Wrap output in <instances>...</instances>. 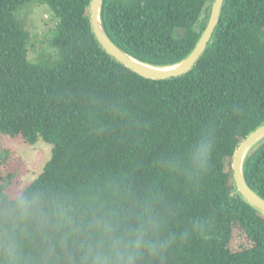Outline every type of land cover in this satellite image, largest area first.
Returning a JSON list of instances; mask_svg holds the SVG:
<instances>
[{"label":"trees","instance_id":"16d2710c","mask_svg":"<svg viewBox=\"0 0 264 264\" xmlns=\"http://www.w3.org/2000/svg\"><path fill=\"white\" fill-rule=\"evenodd\" d=\"M35 1L58 22L49 38L55 54L32 61L16 13ZM90 2L0 0V133L53 145L30 184L19 188L14 163L0 179V264L13 238L22 264H79L75 229L108 214L132 224L145 208L168 246L140 264H264V213L237 191L232 171L237 147L264 123V0H225L197 63L165 79L137 73L102 47ZM212 2L103 0L101 20L125 52L167 66L195 47ZM204 137L213 151L193 172L190 150ZM243 172L264 198V137ZM21 197H39L42 208L13 222Z\"/></svg>","mask_w":264,"mask_h":264},{"label":"clouds","instance_id":"9594fccd","mask_svg":"<svg viewBox=\"0 0 264 264\" xmlns=\"http://www.w3.org/2000/svg\"><path fill=\"white\" fill-rule=\"evenodd\" d=\"M213 145L208 137L195 142L190 150V165L193 172L203 171L212 154ZM39 197H21L15 205L16 219H27L41 210ZM160 228L159 218L150 208L135 216V222L125 224L115 215L93 216L83 229H75L73 235L79 239V264H140L145 256L159 257L168 242L156 237ZM89 234L92 239H89ZM8 264H22V253L15 239H10L4 248Z\"/></svg>","mask_w":264,"mask_h":264},{"label":"water","instance_id":"95a60500","mask_svg":"<svg viewBox=\"0 0 264 264\" xmlns=\"http://www.w3.org/2000/svg\"><path fill=\"white\" fill-rule=\"evenodd\" d=\"M224 1L225 0H213L206 26L195 47L178 63L167 65L173 66L172 68H162L167 66L153 65L141 61L125 52L108 35L102 24L101 6L103 0H91L89 10L93 32L102 47L111 56L143 76L153 79H165L182 75L192 69L197 63L201 55L205 52L209 42L212 40L215 28L220 21ZM263 137L264 123L259 125L245 137L237 147L232 160L233 180L237 191L262 213H264V198L247 182L243 172V164L249 150Z\"/></svg>","mask_w":264,"mask_h":264},{"label":"rangeland","instance_id":"374dc122","mask_svg":"<svg viewBox=\"0 0 264 264\" xmlns=\"http://www.w3.org/2000/svg\"><path fill=\"white\" fill-rule=\"evenodd\" d=\"M16 14L25 22L30 32L29 58L34 61L41 54L54 55L55 49L50 45L49 38L58 18L51 8L35 1L18 10ZM52 148L53 145L43 139L29 144L21 135L12 137L0 133V179L7 174L10 164L21 166L19 188L22 189L41 173L51 158Z\"/></svg>","mask_w":264,"mask_h":264},{"label":"bare ground","instance_id":"6f19581e","mask_svg":"<svg viewBox=\"0 0 264 264\" xmlns=\"http://www.w3.org/2000/svg\"><path fill=\"white\" fill-rule=\"evenodd\" d=\"M173 66H167V67H162V68H172Z\"/></svg>","mask_w":264,"mask_h":264}]
</instances>
